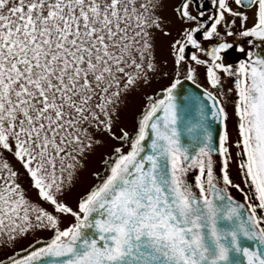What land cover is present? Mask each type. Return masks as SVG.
<instances>
[{"label":"snow or ice","instance_id":"1","mask_svg":"<svg viewBox=\"0 0 264 264\" xmlns=\"http://www.w3.org/2000/svg\"><path fill=\"white\" fill-rule=\"evenodd\" d=\"M160 7L0 0V247L51 233L0 264H264V53L225 40L239 22L248 45L264 43V0H180L173 11L188 26L168 45L172 78L145 97L129 131L120 117L127 96L169 75L156 54L157 33L172 36ZM230 50L245 57L235 67ZM97 134L116 142L103 159L107 174L73 206L64 197L104 144Z\"/></svg>","mask_w":264,"mask_h":264},{"label":"rangeland","instance_id":"2","mask_svg":"<svg viewBox=\"0 0 264 264\" xmlns=\"http://www.w3.org/2000/svg\"><path fill=\"white\" fill-rule=\"evenodd\" d=\"M158 34V33H157ZM162 42L159 41L157 35V59L161 63V72L166 70L168 66V62L165 64V61H168L169 56L163 51ZM165 80V77L160 75L155 76L152 79V82L148 86L141 85L134 92L129 94L126 98V106H123L120 109V117L121 124L125 126L129 131L133 130L134 127V119L136 115L142 109L145 103V97L147 95H153V92L156 91V86H159V81ZM97 138L104 141L102 146H97L94 148L92 152H90L86 158L82 161L83 168H81L77 173V179L75 180L73 186L66 192L64 199L71 205L75 206L77 200L80 195L88 190L95 181V176L99 169L101 168V160L107 156V154L111 151L112 146L115 145L116 142L111 141L107 138L106 135L97 134ZM11 160V157H9ZM12 163L15 165L16 169L20 172V182L24 188L29 189L28 195L33 202L37 201L35 191L29 188L30 178L24 173V170L20 168L19 164H17L14 160ZM44 207H48L47 205H43ZM50 210V209H49ZM70 222V218H67L62 223L61 227L66 226ZM51 235L50 232L40 231L36 232L34 235H29L27 239L19 241L15 246H3L0 247V259H3L11 253L20 250L22 247H25L29 241L40 238L45 239L49 238Z\"/></svg>","mask_w":264,"mask_h":264},{"label":"flooded vegetation","instance_id":"3","mask_svg":"<svg viewBox=\"0 0 264 264\" xmlns=\"http://www.w3.org/2000/svg\"><path fill=\"white\" fill-rule=\"evenodd\" d=\"M180 3V0H162V7H160L158 9V15L165 21V28L166 30H170L172 32V36L169 37H160L159 34L158 38L159 41L162 42L163 45V51L166 53V55H168V45L170 43V41L177 37L179 34V31L181 30L182 27H187L188 25H182L179 21L176 20V15L173 11L174 7L177 6ZM193 14H195V5H193ZM240 29V24L239 22H237L236 25L233 26L232 31L234 32V36L233 37H227L225 36V40L229 41V42H233L236 46H243L245 48H248L249 50L252 51V47L250 45L247 44V40L252 39V38H242L238 35V30ZM225 33V29H221V34L224 35ZM202 40V37H201ZM203 45L206 48H210L213 44L216 43L215 40L213 41H202ZM161 45V47H162ZM225 58H226V62L227 63H232L233 66L235 67V64L238 62V60L240 59H244V55L241 53H238L236 51H232L230 50L227 54H225ZM168 66L166 67V70L164 72H167L169 75L168 77H165V80H161L159 81V86H156V91L153 92V95H155V93L160 90L163 86H166L170 79L172 78V65H171V59L169 57L168 59ZM200 75L198 78V82L201 83L204 87H208V85L206 84L203 72L204 69L201 68L200 70ZM232 83L233 81L231 79H226L225 83H224V91L225 93H227L228 88L232 87ZM235 99L234 94H230L226 97V110L229 112L230 114V120L228 121V127H229V131L231 133L232 139L233 141H235L236 139V133H235V116L233 115V104L232 101ZM232 151H235V149H232ZM214 159H217V157L214 156ZM219 164V162H218ZM197 172L196 170H192L189 172L188 174V180L190 183L194 184L195 181V176H196ZM232 178L234 179L235 182H239V178L235 173V166L233 165V169H232ZM229 191L231 192V194L233 195V197L235 199H237L239 202L243 203V198L240 195V193L229 189Z\"/></svg>","mask_w":264,"mask_h":264},{"label":"water","instance_id":"4","mask_svg":"<svg viewBox=\"0 0 264 264\" xmlns=\"http://www.w3.org/2000/svg\"><path fill=\"white\" fill-rule=\"evenodd\" d=\"M253 44L258 45V47H252V51L256 53H264V43H261L259 41L253 40ZM183 87L185 89L192 87L190 82L185 81ZM221 133V125L220 124H214L213 126V142L218 144V137Z\"/></svg>","mask_w":264,"mask_h":264},{"label":"trees","instance_id":"5","mask_svg":"<svg viewBox=\"0 0 264 264\" xmlns=\"http://www.w3.org/2000/svg\"><path fill=\"white\" fill-rule=\"evenodd\" d=\"M109 154V153H108ZM107 154V155H108ZM106 157V156H105ZM104 157V158H105ZM103 158V159H104ZM103 159L101 160V168L99 169V171L97 172L98 174H99V176L101 177V178H103L107 173H106V166L104 165V163H103ZM96 177V176H95ZM100 182V180L99 179H97V178H95V181H94V183H93V185H95V184H98ZM92 185V186H93ZM45 239H47V238H45ZM27 246V245H26ZM17 251H19V250H17ZM11 254H13V253H11ZM7 257H5V258H3V259H6Z\"/></svg>","mask_w":264,"mask_h":264}]
</instances>
